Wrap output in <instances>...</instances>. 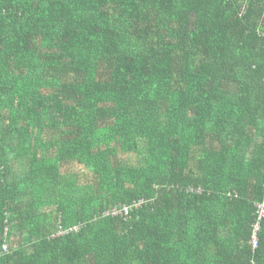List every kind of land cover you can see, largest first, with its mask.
<instances>
[{"label":"trees","instance_id":"trees-1","mask_svg":"<svg viewBox=\"0 0 264 264\" xmlns=\"http://www.w3.org/2000/svg\"><path fill=\"white\" fill-rule=\"evenodd\" d=\"M262 203L264 0H0V264H264Z\"/></svg>","mask_w":264,"mask_h":264},{"label":"built area","instance_id":"built-area-1","mask_svg":"<svg viewBox=\"0 0 264 264\" xmlns=\"http://www.w3.org/2000/svg\"><path fill=\"white\" fill-rule=\"evenodd\" d=\"M128 209H129L128 206H124L122 210L124 213H127ZM116 212H118V211L115 210L114 213H116ZM258 212H259L258 221L256 222V224H254L252 240H251L253 248H255L258 245L257 231L259 229V220L264 215V203L258 205ZM5 249H6V247L4 246V250Z\"/></svg>","mask_w":264,"mask_h":264}]
</instances>
